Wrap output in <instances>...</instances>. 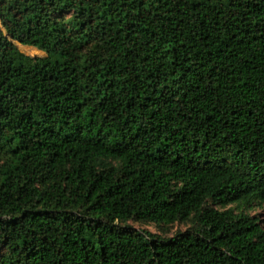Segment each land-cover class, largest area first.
<instances>
[{
    "label": "trees",
    "instance_id": "obj_1",
    "mask_svg": "<svg viewBox=\"0 0 264 264\" xmlns=\"http://www.w3.org/2000/svg\"><path fill=\"white\" fill-rule=\"evenodd\" d=\"M0 264H264V0H0Z\"/></svg>",
    "mask_w": 264,
    "mask_h": 264
},
{
    "label": "rangeland",
    "instance_id": "obj_2",
    "mask_svg": "<svg viewBox=\"0 0 264 264\" xmlns=\"http://www.w3.org/2000/svg\"><path fill=\"white\" fill-rule=\"evenodd\" d=\"M19 51L24 54L25 56L32 57V58H44L46 55L43 52L36 51L34 49H31L29 47H21L20 45H17ZM231 206H227L225 209L230 208ZM262 210L259 208L254 209L250 212L251 215H257L259 217L262 216ZM133 228L135 229H144L147 230L153 234H157L163 238H172L177 233H183L186 230L190 229L192 227V224L190 221L186 223H176L174 225L168 226V227H156L155 225H144L140 223H129Z\"/></svg>",
    "mask_w": 264,
    "mask_h": 264
}]
</instances>
